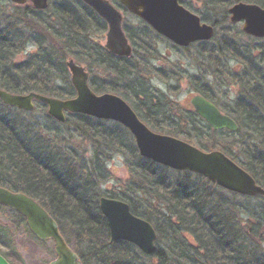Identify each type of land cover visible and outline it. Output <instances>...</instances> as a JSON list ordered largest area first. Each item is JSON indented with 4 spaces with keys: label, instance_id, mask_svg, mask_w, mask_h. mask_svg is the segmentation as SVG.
<instances>
[{
    "label": "trees",
    "instance_id": "16d2710c",
    "mask_svg": "<svg viewBox=\"0 0 264 264\" xmlns=\"http://www.w3.org/2000/svg\"><path fill=\"white\" fill-rule=\"evenodd\" d=\"M203 1L210 15L194 10L188 1L182 3L215 28L233 23L230 8L236 3L264 7V0ZM119 6L128 11L121 3ZM17 9L12 21L0 23L3 89L73 98L76 90L67 66L72 59L94 74L90 84L95 92L122 96L156 132L185 139L205 150L225 152L264 188L263 39L246 35L249 41L237 43L231 32H217L213 40L218 44L199 43V55L205 63L198 65L200 75L191 77L197 94L213 101L239 125L238 131L217 130L192 107L162 99L151 85L153 73L166 78L149 61L158 58L151 41L163 36L141 18L136 26L124 24L133 53L122 57L102 44L108 25L82 0L53 3L54 17L49 19L45 16L49 9L36 10L33 5ZM29 45L38 50L16 62ZM140 51H144L143 56H139ZM141 60L145 63L140 65ZM218 85L229 90L219 95L214 88ZM39 104L42 109L47 107ZM30 112L0 99V185L24 192L43 205L83 264H146L144 258L156 264H264V196H256L261 199L258 205H238L224 195H215L212 186H219L202 175L186 171L181 179H172L165 166L140 155L134 137L122 124L109 129L105 120L68 114L64 123L48 115L47 126L22 118ZM71 116L78 117L75 126L79 135L93 142L88 158L61 148L63 140L58 137ZM115 148L125 154L128 180L119 179V187L104 191L102 185L113 178L107 162ZM101 196L127 202L133 214L155 227L157 243L163 241L164 249L157 245L156 251L147 255L131 242L111 243L108 222L100 209ZM15 214L18 224L43 242L31 232L26 219ZM10 226L0 227V253L12 264H25L8 238Z\"/></svg>",
    "mask_w": 264,
    "mask_h": 264
},
{
    "label": "water",
    "instance_id": "95a60500",
    "mask_svg": "<svg viewBox=\"0 0 264 264\" xmlns=\"http://www.w3.org/2000/svg\"><path fill=\"white\" fill-rule=\"evenodd\" d=\"M17 5L31 2L36 9L45 10L50 0H11ZM107 25L105 48L112 54L129 57L133 45L124 30V15L110 0H82ZM186 0H120L126 9L139 16L156 32L178 46L209 40L215 27L187 8ZM233 23L243 22L247 34L264 38V7L256 3L240 2L230 8ZM71 80L76 90L73 98L61 99L36 91L13 93L0 86V99L4 104L25 111H33L37 102L47 105L48 114L59 122H66L67 113H79L122 124L133 135L141 156L177 171L202 175L217 186L244 196H263L264 188L255 177L231 159L225 152L205 150L189 141L152 130L129 102L120 95L97 93L90 85V73L85 65L67 61ZM195 112L214 129L238 131L237 121L207 97L196 94L191 98ZM100 209L107 219L110 242L124 240L138 246L145 254L157 249L158 234L147 220L136 216L130 205L120 199L101 196ZM0 205L22 215L31 232L40 241H53L55 258L49 264H83L79 254L69 245L56 219L35 198L0 185ZM0 264H12L0 253Z\"/></svg>",
    "mask_w": 264,
    "mask_h": 264
},
{
    "label": "rangeland",
    "instance_id": "374dc122",
    "mask_svg": "<svg viewBox=\"0 0 264 264\" xmlns=\"http://www.w3.org/2000/svg\"><path fill=\"white\" fill-rule=\"evenodd\" d=\"M62 1L63 0H50L49 10L45 12V16H47L48 19L54 17V11L52 10L53 3L56 2L61 3ZM112 2L116 6L120 5V2L118 1L116 2L112 1ZM31 5H33L31 2H28L24 5H17L11 0H0V23H6L7 20L8 22L9 20L12 21L16 17L17 14L16 10H18L17 7H20L21 9L19 10H22L25 9V7H30ZM188 5L193 7L194 10H200L204 14H209L208 11L209 7L205 5L203 0L200 1L188 0ZM119 9L124 14L125 25L129 27H133L139 24L138 22H140L141 19L137 15L129 11H125L120 6ZM243 25H244L243 22H238V23L228 22L227 24L222 23L218 28L215 29L216 34L218 32L220 35H223L226 32H231L230 34L235 37V39L233 38V40H235L237 43L240 41L247 42L249 41L250 38L246 36L247 35L246 33L245 34L243 33L244 32ZM94 37H97V35ZM105 38H106V33L101 41L102 44L104 45L106 41ZM213 39L214 37L209 40H203V41H208V42L210 41L212 42V44L215 43L218 44V40L216 41ZM259 39H263L264 41V38H259ZM203 41L194 42L187 47L178 46L174 42L170 41L165 37H159L158 39L151 41V45L157 47L155 55L158 56V58L153 57L149 61L152 65L156 67V69H159L161 73L165 75L164 77H166L163 80L156 73H153L151 78V85L156 89L158 95L162 96L161 97L162 99L175 102L176 104L182 106L190 107L189 106L190 99L197 94L196 87L193 84V80L191 79V77L192 75H196L197 73L199 74L200 69L198 65H200L201 62L205 63L203 62L204 58L201 57L202 55H199L200 53L199 43L200 42L202 43ZM260 43L262 42L260 41ZM37 50L38 48L35 45H29L27 51H25L22 55H20L16 59V62L19 61L21 62L26 54L30 52L31 53L35 52ZM143 52L144 51H140L139 56H143ZM143 63H145V61L141 60L140 65ZM232 64H234V62H232ZM70 77H71V73H70ZM92 78L94 79V74L90 73V81ZM226 85H218V87L216 86L214 88L218 90L219 91L218 94L221 95V93H226L229 90ZM230 90H232L231 94L234 97L235 96L234 89L231 87ZM42 108L43 107L39 103H36V107L33 111H31L29 114H22L21 116L22 118L31 120L32 123H37V124L41 123L43 125L48 126L49 124L47 118V116L49 115L48 108L47 107L45 109ZM77 120L78 117H72L70 118L69 124L67 125L63 124L62 126L63 132L60 133L62 135H60L58 139L63 140L61 144V148L66 147L65 151L68 149L67 150L68 154H70L71 152V153H75L77 157L82 156L88 158L91 156L93 152L94 145L93 142H91L89 139L86 138V136H80L79 133L76 131L75 122ZM116 124H118V122L105 120V125L107 128L109 127V129ZM107 151L109 152L108 155H111L112 152H110L109 149H107ZM113 152L115 153L112 154L111 160H108L107 162L108 169L110 170V173L113 174V178L102 185L101 188L104 191L108 189L113 191V188L119 187L117 185V180L119 179L128 180V172H127L128 170L125 164V160H126L125 154L116 148L114 149ZM164 170L165 172H167L168 176L172 177V179L174 180L181 179V177L184 175V172H186V171H177L172 169L169 170L166 167L164 168ZM212 187L213 190L215 191V195H224L227 198H229L230 201L236 202L238 205L242 204V205L254 206L259 204L258 200H261L258 199L256 196H255L256 198L250 196H244L240 194H235L234 192H230L228 190L220 189L219 187H215V186ZM263 207H264V202H263ZM239 218L245 220L246 216L239 215ZM18 222L19 221H17V216L15 212L11 211V209L8 208L5 209L0 206V227L3 225L6 226L8 224L11 225L9 228L10 236L8 238L10 240V243L12 244V247L21 255L24 263L49 264V262L55 258L53 241L51 240L44 242L37 241L28 232L25 225L18 224ZM157 245L162 249H164L163 241L161 243L160 241H158ZM263 246H264V241H263ZM144 261L146 262V264L157 263V262L154 263L152 260L146 258H144Z\"/></svg>",
    "mask_w": 264,
    "mask_h": 264
},
{
    "label": "flooded vegetation",
    "instance_id": "af4514ba",
    "mask_svg": "<svg viewBox=\"0 0 264 264\" xmlns=\"http://www.w3.org/2000/svg\"><path fill=\"white\" fill-rule=\"evenodd\" d=\"M50 7V6H49ZM49 7L47 8V9H45V10H41V11H46V10H48L49 9ZM68 115V114H67ZM4 207V206H3ZM10 209V208H9ZM12 210V209H11ZM14 211V210H13ZM16 212V211H15ZM18 213V212H17ZM44 242V241H43ZM56 256V255H55Z\"/></svg>",
    "mask_w": 264,
    "mask_h": 264
}]
</instances>
